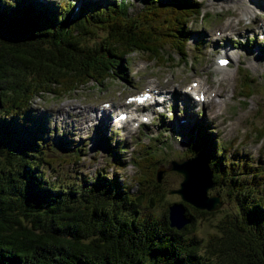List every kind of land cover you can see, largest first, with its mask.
<instances>
[{
	"label": "trees",
	"instance_id": "16d2710c",
	"mask_svg": "<svg viewBox=\"0 0 264 264\" xmlns=\"http://www.w3.org/2000/svg\"><path fill=\"white\" fill-rule=\"evenodd\" d=\"M139 1L0 0V264H264V168L228 155L204 122L190 123L186 154H205L232 201L205 240L198 220L216 211L184 202L191 220L171 226L156 154L134 158L135 180L142 167L148 176L133 190L116 175L58 173L59 160L77 162L84 149L61 129L52 137L32 97L124 77L133 51L162 62L169 46L186 59L191 21L205 17L201 0ZM122 144L111 148L118 163Z\"/></svg>",
	"mask_w": 264,
	"mask_h": 264
},
{
	"label": "rangeland",
	"instance_id": "374dc122",
	"mask_svg": "<svg viewBox=\"0 0 264 264\" xmlns=\"http://www.w3.org/2000/svg\"><path fill=\"white\" fill-rule=\"evenodd\" d=\"M201 1V14L205 17L191 21L193 33L187 44L186 59L169 46L165 51L172 58L162 62L152 53L133 51L125 58L127 74L124 77H108L101 84L90 80L73 91L58 90L56 94L40 91L32 97L35 114L43 115L52 137L55 132L58 136L61 129L67 140L79 141L84 149L77 162L59 160L56 167L65 180L81 175L94 180L106 174L133 184L131 190L141 187L138 177H147L148 170L142 167V173L135 180L140 161L135 162L134 158L141 160L150 153L156 154L162 160L156 165L158 169L171 159L187 156L188 129L191 121L196 120L206 124L218 144L228 145V155L235 153L234 159L254 161L264 168V138L258 134L264 130V0ZM129 2L130 9L140 6L139 0ZM198 36L203 38L199 46L195 43ZM229 53V65L219 67L216 56ZM192 81L201 83L214 100L201 102L185 92V86ZM148 84L167 93L161 110L153 108L145 112L149 116L146 122L134 118L115 121L117 110L126 109V96L144 90ZM244 84L250 87L245 88ZM213 90H217L218 96ZM107 100L112 102L109 109L96 108L105 106ZM142 108L137 107L132 115L139 119ZM119 141L123 143L121 163L113 159L111 152ZM55 173H49L51 180L56 177ZM178 174L175 170H166L162 175L166 178L165 197L170 202L181 198L171 191L179 185ZM207 193L219 195L221 206L198 220V233L204 240L232 204L222 186L213 185Z\"/></svg>",
	"mask_w": 264,
	"mask_h": 264
},
{
	"label": "water",
	"instance_id": "95a60500",
	"mask_svg": "<svg viewBox=\"0 0 264 264\" xmlns=\"http://www.w3.org/2000/svg\"><path fill=\"white\" fill-rule=\"evenodd\" d=\"M175 170L182 175L178 187L171 191L180 195V200L168 204L169 224L176 228L183 227L191 220L184 202H188L200 209L216 210L221 206L219 195H208V188L214 185L213 170L203 153L192 156L171 159L165 166L156 171L157 181H160L164 171Z\"/></svg>",
	"mask_w": 264,
	"mask_h": 264
},
{
	"label": "bare ground",
	"instance_id": "6f19581e",
	"mask_svg": "<svg viewBox=\"0 0 264 264\" xmlns=\"http://www.w3.org/2000/svg\"><path fill=\"white\" fill-rule=\"evenodd\" d=\"M255 1H256V0H255ZM250 10H251V9H250ZM228 23H229V20L226 22V24H228ZM263 24H264V23H263ZM226 29H227V28H226ZM219 56H222V55H219ZM228 65H229V63L226 64V66H228ZM224 67H225V66H224ZM222 68H223V66H222ZM201 82L203 83V81H201ZM201 87H203V86H201V83L199 84V87H195V88L193 87L194 89H197V90H193V92H196V93H197L198 90H199V88L201 89ZM154 88H155V87H152L151 85H149V88H148L147 90L153 91ZM205 90H207V89H204L203 92H205ZM214 91H215V94L218 96L217 90H214ZM193 92H192V95L194 94ZM198 93H199V92H198ZM213 100H214L213 95H210L208 101L211 102V101H213ZM192 105H193V104H192ZM104 110H105V109H104ZM120 111H121V110H120ZM124 122H126V121H124Z\"/></svg>",
	"mask_w": 264,
	"mask_h": 264
},
{
	"label": "snow or ice",
	"instance_id": "6c2138e0",
	"mask_svg": "<svg viewBox=\"0 0 264 264\" xmlns=\"http://www.w3.org/2000/svg\"><path fill=\"white\" fill-rule=\"evenodd\" d=\"M222 63H226V61H222Z\"/></svg>",
	"mask_w": 264,
	"mask_h": 264
}]
</instances>
